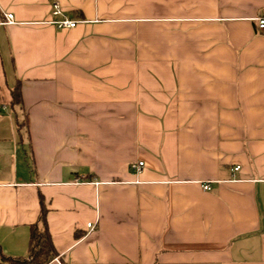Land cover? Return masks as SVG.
Returning <instances> with one entry per match:
<instances>
[{"label": "crops", "instance_id": "crops-1", "mask_svg": "<svg viewBox=\"0 0 264 264\" xmlns=\"http://www.w3.org/2000/svg\"><path fill=\"white\" fill-rule=\"evenodd\" d=\"M261 16L264 0H0V250L25 255L44 208L48 264H264Z\"/></svg>", "mask_w": 264, "mask_h": 264}, {"label": "trees", "instance_id": "trees-1", "mask_svg": "<svg viewBox=\"0 0 264 264\" xmlns=\"http://www.w3.org/2000/svg\"><path fill=\"white\" fill-rule=\"evenodd\" d=\"M12 105L21 102L20 82L11 89ZM57 256L45 225L44 208L41 209L39 223L29 226L27 251L22 256H9L0 250V264H48Z\"/></svg>", "mask_w": 264, "mask_h": 264}, {"label": "built area", "instance_id": "built-area-1", "mask_svg": "<svg viewBox=\"0 0 264 264\" xmlns=\"http://www.w3.org/2000/svg\"><path fill=\"white\" fill-rule=\"evenodd\" d=\"M53 13L57 14L58 11L55 10V11H53ZM5 17H6L5 23H12L13 22V14L12 13L6 12ZM76 22H77L76 20L65 19V18L54 21V23L59 28H61V27H73L76 24ZM257 28L261 31L264 30V16H261L258 18ZM142 166H143V161H140V160L133 162L130 165L131 169L135 170L136 172H139L141 170ZM234 169H238V166H236ZM203 188L209 189V184L204 183ZM94 227H95V224L92 221L87 222L85 224V228H84L85 234L88 233L89 231H91Z\"/></svg>", "mask_w": 264, "mask_h": 264}, {"label": "rangeland", "instance_id": "rangeland-1", "mask_svg": "<svg viewBox=\"0 0 264 264\" xmlns=\"http://www.w3.org/2000/svg\"><path fill=\"white\" fill-rule=\"evenodd\" d=\"M13 84L11 63L0 58V105L8 102L9 87Z\"/></svg>", "mask_w": 264, "mask_h": 264}]
</instances>
